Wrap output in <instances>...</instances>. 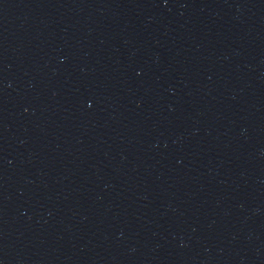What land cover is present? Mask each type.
Returning <instances> with one entry per match:
<instances>
[{"label": "water", "instance_id": "1", "mask_svg": "<svg viewBox=\"0 0 264 264\" xmlns=\"http://www.w3.org/2000/svg\"><path fill=\"white\" fill-rule=\"evenodd\" d=\"M0 264H264V0H0Z\"/></svg>", "mask_w": 264, "mask_h": 264}]
</instances>
